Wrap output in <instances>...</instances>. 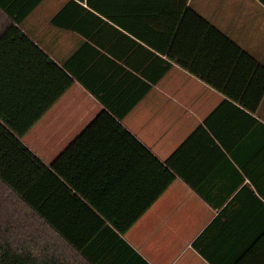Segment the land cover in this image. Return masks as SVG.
Listing matches in <instances>:
<instances>
[{"label": "crops", "instance_id": "1", "mask_svg": "<svg viewBox=\"0 0 264 264\" xmlns=\"http://www.w3.org/2000/svg\"><path fill=\"white\" fill-rule=\"evenodd\" d=\"M183 3L0 0V122L94 264H264V0L186 3L249 59L191 17L176 44Z\"/></svg>", "mask_w": 264, "mask_h": 264}, {"label": "trees", "instance_id": "2", "mask_svg": "<svg viewBox=\"0 0 264 264\" xmlns=\"http://www.w3.org/2000/svg\"><path fill=\"white\" fill-rule=\"evenodd\" d=\"M186 3L187 0H184L181 8L184 15L176 34V44L182 33V23L191 17L192 21L204 28L208 34L219 38L245 59L250 58L188 8ZM174 22L178 25L179 16ZM167 56L182 69L204 79L187 60L177 59L171 51ZM22 135L15 134L11 128L0 122V264H94L89 256L67 240H63L64 246L57 243L55 245V224L39 203L42 196H45L46 182L54 181L55 175L21 143ZM169 161L170 159L166 163ZM172 179L173 177L168 185ZM3 197L10 200L11 204L5 206L1 201Z\"/></svg>", "mask_w": 264, "mask_h": 264}, {"label": "rangeland", "instance_id": "3", "mask_svg": "<svg viewBox=\"0 0 264 264\" xmlns=\"http://www.w3.org/2000/svg\"><path fill=\"white\" fill-rule=\"evenodd\" d=\"M1 201L5 204V206H7V205H10L11 204V202H10V200H8V199H5L4 197L3 198H1ZM1 213V212H0ZM4 219V218H3Z\"/></svg>", "mask_w": 264, "mask_h": 264}]
</instances>
